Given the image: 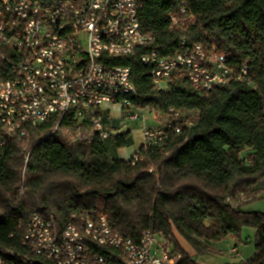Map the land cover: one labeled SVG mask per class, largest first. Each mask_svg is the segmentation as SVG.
<instances>
[{"label": "trees", "instance_id": "1", "mask_svg": "<svg viewBox=\"0 0 264 264\" xmlns=\"http://www.w3.org/2000/svg\"><path fill=\"white\" fill-rule=\"evenodd\" d=\"M141 3V30L154 36L163 55L186 39L225 55L236 72L248 66L247 79L204 92L180 78L156 92L149 67L137 56L111 60V66L131 68L135 105L160 113L196 112L198 120L180 134L169 131L162 148L141 146L138 160L118 155L133 146L130 132L105 140L98 135L69 140L62 133L74 131L70 120L54 133V119L31 129L27 149L8 143L0 150V257L11 251L15 263L35 264L36 258L26 259L31 253L22 245L19 228L32 212L53 213L61 222L73 214L96 217L100 212L114 230L131 237L146 230L162 233L181 252L178 264L199 263L180 246L175 231L205 255L228 237L243 243V230L253 228L256 254L239 264H259L264 258V212L231 204L240 195L245 206L255 202L262 192L256 186L264 181V0ZM182 8L190 22L172 28L170 17ZM6 68L0 64L1 71ZM103 121L110 131L119 130L120 121L109 113Z\"/></svg>", "mask_w": 264, "mask_h": 264}, {"label": "built area", "instance_id": "2", "mask_svg": "<svg viewBox=\"0 0 264 264\" xmlns=\"http://www.w3.org/2000/svg\"><path fill=\"white\" fill-rule=\"evenodd\" d=\"M14 10L0 4V150L8 143H23L31 129L64 120L75 141H90L112 132L104 123L109 107L123 113V126L142 123L143 146L162 148L168 132L179 134L194 122L183 112L162 113L163 126L149 128L146 116L156 121L154 107H139L132 70L111 66V60L137 56L150 69L156 92L185 78L209 92L233 80L245 81L248 66L231 69L225 55L206 51L201 44L180 40L170 55L155 47V38L141 30V0H12ZM171 27H185V8L170 17ZM86 132V133H83ZM28 159V158H27ZM138 160V154L130 158ZM22 245L43 253L40 264H178L183 256L162 234L143 231L137 238L116 231L108 216L73 214L64 222L53 213L31 215L19 221ZM0 264H17L9 251ZM31 259V258H26ZM37 262V261H34Z\"/></svg>", "mask_w": 264, "mask_h": 264}, {"label": "rangeland", "instance_id": "3", "mask_svg": "<svg viewBox=\"0 0 264 264\" xmlns=\"http://www.w3.org/2000/svg\"><path fill=\"white\" fill-rule=\"evenodd\" d=\"M183 118L187 119V120H191L193 121L194 123L198 120V117H199V114L196 113V112H183ZM112 115L115 117H119L120 116V113H118L115 109L112 110ZM123 115V113H122ZM157 116V119L156 121H153V120H150V118L152 119V117H149V116H146L147 118V124L146 126L149 127V128H156V127H162L163 126V116H162V113L160 112H157L156 114ZM123 117V116H122ZM150 121V122H149ZM134 123V122H132ZM130 123L126 124V125H129ZM125 125V126H126ZM63 136L67 139H72L71 135L68 134L65 130L63 131ZM133 135L135 136V139H134V147H129V148H125L123 151L120 152V156L121 157H129V154H131V152H133V150H135L134 148L135 147H139V145L142 144V136H141V128L140 130H135L133 132ZM23 146L25 149H27V141H24L23 143ZM143 146V145H142ZM140 148V147H139ZM139 148L136 150L138 151ZM109 151L111 153V148H109ZM248 151L244 152L242 155L245 156L247 154ZM137 153V152H136ZM133 156V155H132ZM131 156V157H132ZM129 157V159L131 158ZM24 176V175H23ZM256 189L258 191H262L260 192L257 197H256V201L255 202H252V203H249L248 205H244V196L243 195H240V196H236L234 197L232 200H231V204H233V206L235 207H238V206H242V207H246V210H250V209H253V210H259L261 212H264V181H261L257 186H256ZM98 214H103V213H98ZM175 236L180 244V246L187 252L189 253L191 256L192 255V252L194 253V251H192V247L175 231ZM255 238H256V230L253 229V228H245L243 230V239L244 241H248V244H245L243 245V243L241 244H238L239 247L241 248H244L245 247H250L251 249L253 248L252 246H254V241H255ZM255 248V247H254ZM179 252V251H178ZM181 253V252H180ZM230 256H235L233 254H231ZM194 257V256H193ZM229 257V256H228ZM199 262V260H197ZM264 258L262 257L261 260L258 261L259 264H264ZM200 264H206V263H201Z\"/></svg>", "mask_w": 264, "mask_h": 264}, {"label": "crops", "instance_id": "4", "mask_svg": "<svg viewBox=\"0 0 264 264\" xmlns=\"http://www.w3.org/2000/svg\"><path fill=\"white\" fill-rule=\"evenodd\" d=\"M110 109V118L111 120H116V121H120V126H119V130L118 131H114L111 130L112 135H117V134H122V133H126V132H130L131 136L133 138V141L135 139V136L133 135V132L135 130H140V128L142 127V123L139 122H134V123H130L129 125L123 126V122H121L123 120V115L122 112L117 108V107H109ZM115 109L118 113H120L119 117H114L112 115V110ZM150 122V121H149ZM147 124V121L145 122V125ZM143 145V141L142 144L139 145V147H141ZM134 147V144L133 146ZM139 147H135L133 150V152H131V154H129V157H131L133 154H135L137 151V149ZM125 148L120 149L118 151V155L121 159L124 160H128L129 157L125 158V157H121L120 156V152L123 151ZM244 210H246V207H243ZM250 211H259V210H253L250 209ZM248 244V241H244L243 239V245ZM253 248L251 249L250 247H245L241 248L239 247V245L237 244V242L231 238L228 237L226 240L219 242V243H215L211 245L212 248V252L205 254V255H198L195 250L192 248V251H194V253L192 252V255L194 256L193 258L197 261L199 260V264L201 263H206V264H239L241 262H245L247 260H250L255 254V248L254 246H252ZM231 254L235 255V256H230ZM229 256V257H228Z\"/></svg>", "mask_w": 264, "mask_h": 264}, {"label": "bare ground", "instance_id": "5", "mask_svg": "<svg viewBox=\"0 0 264 264\" xmlns=\"http://www.w3.org/2000/svg\"><path fill=\"white\" fill-rule=\"evenodd\" d=\"M0 4H4L5 7H7V10H14V3H12V0H0ZM165 145L166 143L163 144V146ZM33 216H42V214L38 212H33ZM29 252L31 253V255L28 258H36L37 262H34L35 264L45 263V255H43V253H32L31 250H29Z\"/></svg>", "mask_w": 264, "mask_h": 264}]
</instances>
